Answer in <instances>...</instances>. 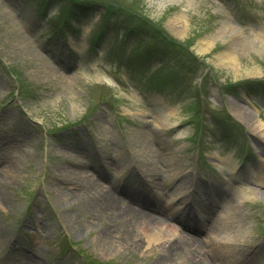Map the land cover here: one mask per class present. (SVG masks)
<instances>
[{
	"label": "rangeland",
	"instance_id": "rangeland-1",
	"mask_svg": "<svg viewBox=\"0 0 264 264\" xmlns=\"http://www.w3.org/2000/svg\"><path fill=\"white\" fill-rule=\"evenodd\" d=\"M250 120L264 125V0H0V264H264Z\"/></svg>",
	"mask_w": 264,
	"mask_h": 264
},
{
	"label": "bare ground",
	"instance_id": "bare-ground-1",
	"mask_svg": "<svg viewBox=\"0 0 264 264\" xmlns=\"http://www.w3.org/2000/svg\"><path fill=\"white\" fill-rule=\"evenodd\" d=\"M224 30H227L229 33H233L232 29L228 26H225ZM206 48V47H205ZM209 48H206V49H203L201 48L200 51L202 52H207ZM216 59L221 63V64H224V65H227V66H235L236 64V57L233 55L232 52H224L222 54H219L217 55ZM237 110V109H236ZM239 111V110H238ZM240 116V115H239ZM241 117V116H240ZM250 126L255 130L257 131V133L261 134L262 136H264V125L261 124L260 122L258 121H252L250 120ZM155 127L157 128H165L167 127V125H165L164 123L161 125L160 124H157L155 125ZM134 141H137V143L139 144L140 148L143 149V151L145 152V154L149 155L152 159H155L157 158V155L155 154L154 150L152 149V144L150 143V141H148L146 135L144 134H140V135H137V136H134ZM169 162L171 163V161L169 160ZM168 167L169 170L171 172H173V166L171 164H168ZM65 173L68 175V174H71V170L69 169H65ZM179 174V173H178ZM177 174H174L172 175L173 176V179L174 177H176ZM174 181V180H173ZM172 183V182H170ZM169 183V184H170ZM164 186V185H163ZM119 190V188L116 189V191ZM121 192H123V194L118 197V200H120V202L124 205V204H128V207L130 206L133 210H134V213L136 214H131L133 217L135 216H138V217H143V219L145 218L147 221L150 219H152L153 221H156L155 223L157 224H161V223H164V220H159L158 218H156L154 216V213L156 212H159V213H164V208L162 207H159L158 205H156L155 203H151V202H147L146 200H143L139 197H136V195L132 194V192H128V191H125V190H119ZM238 197L239 199H243L245 198L243 196V191H242V188H239L238 190ZM212 197H214L213 194H210ZM112 198V197H111ZM108 200V198H106ZM116 199V198H115ZM117 201V199H116ZM125 206V205H124ZM224 209V208H223ZM198 215H202V213H198L196 214V216ZM167 216V214H166ZM148 217V218H146ZM168 218H171L173 219L174 221L175 220H178L176 219V217H173V216H169L168 215ZM197 219V217H196ZM215 220H217L216 222L217 223H211V230L214 231L215 233L216 232H219L220 230V227H221V224L219 223H223L220 218H216ZM181 221V220H180ZM150 222V221H149ZM183 221H181L182 223ZM200 222V220H199ZM183 227L185 228V224H183ZM190 230L191 227L189 226H186V230L189 231L188 229ZM191 234V237H194L192 236L193 233L189 232ZM194 233H195V230H194ZM195 239V238H194ZM194 239H189V238H186V237H183L181 239V241L177 244H173V246L176 248L179 247V248H182L183 250H188L189 248L191 247H195L197 248L198 245L197 242H195ZM213 245V243L211 244ZM212 247V246H211ZM213 249V248H212Z\"/></svg>",
	"mask_w": 264,
	"mask_h": 264
}]
</instances>
